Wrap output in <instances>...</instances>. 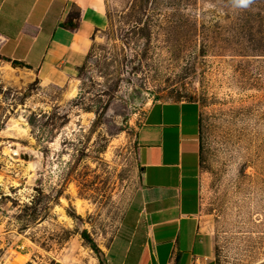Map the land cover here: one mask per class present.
Here are the masks:
<instances>
[{
	"label": "rangeland",
	"instance_id": "374dc122",
	"mask_svg": "<svg viewBox=\"0 0 264 264\" xmlns=\"http://www.w3.org/2000/svg\"><path fill=\"white\" fill-rule=\"evenodd\" d=\"M106 5L65 84L0 58V264H98L93 245L106 248L139 187L137 132L155 102L198 106L216 263L264 264V0Z\"/></svg>",
	"mask_w": 264,
	"mask_h": 264
},
{
	"label": "crops",
	"instance_id": "0c3cea01",
	"mask_svg": "<svg viewBox=\"0 0 264 264\" xmlns=\"http://www.w3.org/2000/svg\"><path fill=\"white\" fill-rule=\"evenodd\" d=\"M72 15L76 29L63 26ZM108 21L106 0H0V58L24 63L16 68L43 84H65ZM198 133L196 103L147 109L137 132L140 184L98 264H217L200 219Z\"/></svg>",
	"mask_w": 264,
	"mask_h": 264
},
{
	"label": "trees",
	"instance_id": "16d2710c",
	"mask_svg": "<svg viewBox=\"0 0 264 264\" xmlns=\"http://www.w3.org/2000/svg\"><path fill=\"white\" fill-rule=\"evenodd\" d=\"M78 16L77 15H72L68 21H66L65 23H63V26L64 27H68L70 29H76L77 26H78ZM6 61H9L12 63L13 67H26V65L22 62H19V61H11L9 59H5ZM38 80V79H36ZM93 250L94 252L97 254L100 262L102 263L103 262V252L102 250L97 246V245H93Z\"/></svg>",
	"mask_w": 264,
	"mask_h": 264
},
{
	"label": "clouds",
	"instance_id": "9594fccd",
	"mask_svg": "<svg viewBox=\"0 0 264 264\" xmlns=\"http://www.w3.org/2000/svg\"><path fill=\"white\" fill-rule=\"evenodd\" d=\"M234 3L241 7H247L250 3H252V0H234Z\"/></svg>",
	"mask_w": 264,
	"mask_h": 264
},
{
	"label": "bare ground",
	"instance_id": "6f19581e",
	"mask_svg": "<svg viewBox=\"0 0 264 264\" xmlns=\"http://www.w3.org/2000/svg\"><path fill=\"white\" fill-rule=\"evenodd\" d=\"M11 69H12L13 73L16 71V69L14 67H12ZM72 95H73V93H72ZM18 155L19 154H18V152L16 150H12V156L13 157H17ZM30 165H31L32 168H35L37 164L35 162H32ZM0 181H1V177H0Z\"/></svg>",
	"mask_w": 264,
	"mask_h": 264
}]
</instances>
